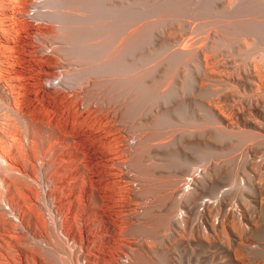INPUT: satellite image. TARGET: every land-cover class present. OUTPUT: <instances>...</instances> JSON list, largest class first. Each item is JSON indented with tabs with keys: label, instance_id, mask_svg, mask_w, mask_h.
Returning <instances> with one entry per match:
<instances>
[{
	"label": "rangeland",
	"instance_id": "obj_1",
	"mask_svg": "<svg viewBox=\"0 0 264 264\" xmlns=\"http://www.w3.org/2000/svg\"><path fill=\"white\" fill-rule=\"evenodd\" d=\"M31 1L0 0V264H77L62 220L78 234L104 210L111 220L89 223L103 235L93 264H120L124 251L131 264H204L205 252L264 264V247H249L264 243V0H100L102 12L43 0L40 18L26 14ZM129 3L140 14L121 11ZM84 45L102 47L77 54ZM57 58L76 66L63 74L76 90L40 82ZM104 155L135 170L140 189L100 164ZM191 168L205 192L223 194L208 210L215 233L198 214L191 225L196 193L176 192ZM42 177L72 194L69 207L43 199ZM185 211L189 223L171 234Z\"/></svg>",
	"mask_w": 264,
	"mask_h": 264
},
{
	"label": "bare ground",
	"instance_id": "obj_2",
	"mask_svg": "<svg viewBox=\"0 0 264 264\" xmlns=\"http://www.w3.org/2000/svg\"><path fill=\"white\" fill-rule=\"evenodd\" d=\"M155 1V0H154ZM167 1H169V0H167ZM167 1H165V2H167ZM172 1H174V2H176L175 0H172ZM171 0H170V2H172ZM178 1V0H177ZM179 1H181V0H179ZM44 2H45V0H44ZM82 2V1H81ZM125 2V1H124ZM136 2V1H135ZM141 2V1H140ZM139 2V3H140ZM143 2V1H142ZM184 2V1H183ZM84 5H86V6H90L91 8H93V7H95V8H93L94 10L96 9V10H98V11H100L101 9H103L104 7L102 6L103 4H100V3H102V2H100V0H84L83 2H82ZM104 3V2H103ZM138 3V2H137ZM233 3V2H232ZM43 4V5H42ZM166 4H168V3H166ZM181 4V3H180ZM234 4V3H233ZM241 4V3H240ZM123 5V4H122ZM136 5V4H135ZM134 5V3H129V4H127V5H124V6H122L121 8H122V10L121 11H123V10H125V12L127 13V11H129V12H132V11H134V12H136V13H139L140 11H138L137 9H136V7H138L139 8V6L140 5H142V3L141 4H137L138 6H135ZM93 6V7H92ZM241 6V5H240ZM44 7V3H43V0H32L31 1V3H30V6H28V8H27V13L26 14H28L29 16H32V15H38L37 17H39L40 18V14H42V11L40 12V10H43L42 8ZM115 7V6H114ZM150 7V6H149ZM161 7V6H160ZM160 7H159V9H160ZM41 8V9H40ZM89 8V7H88ZM100 10H99V9ZM119 8V7H118ZM141 8H143V6H141ZM140 8V9H141ZM146 8V7H145ZM158 8V7H157ZM162 8V7H161ZM120 9V8H119ZM225 9V8H224ZM109 10V9H108ZM116 10V12L118 11L117 9H115ZM114 10V11H115ZM137 10V11H136ZM149 10H151V9H149ZM154 10V9H153ZM156 10V9H155ZM168 10V9H167ZM158 11V10H157ZM160 11V10H159ZM38 12H39V14H38ZM43 12H44V10H43ZM47 12V11H46ZM46 12H45V14H46ZM97 12V11H96ZM100 12H102V11H100ZM105 12H107L106 10H105ZM125 12H123V13H125ZM146 12V11H145ZM144 12V13H145ZM161 12V11H160ZM25 13V12H24ZM112 13H114V12H112ZM119 13V12H118ZM126 13L124 14V16L126 17ZM135 13V14H136ZM156 13V12H155ZM159 13V12H158ZM116 14V13H115ZM120 14V13H119ZM140 14V13H139ZM223 14V13H222ZM42 15H44V14H42ZM41 15V18L43 17ZM123 15V14H122ZM264 15V14H263ZM27 16V15H26ZM28 16V17H29ZM144 16V15H143ZM34 17V16H33ZM136 17V16H135ZM35 18V17H34ZM33 18V20H35ZM44 18V17H43ZM67 18H69L68 16H67ZM142 18V17H141ZM71 19V18H70ZM30 20V19H29ZM32 21V20H31ZM39 21H41V20H39ZM36 22H38L37 20H36ZM40 23V22H39ZM46 23V22H45ZM126 26V25H125ZM84 27V26H83ZM89 27V26H88ZM113 27V26H112ZM92 29H94V28H92ZM91 29V30H92ZM90 30V31H91ZM101 30V29H100ZM82 31V30H81ZM86 31V30H85ZM84 31V32H85ZM89 31V30H88ZM87 31V35H86V37H85V35H84V41H85V39H87L88 37L87 36H89V34H91L92 35V33L94 32H96L97 30H94V31H92L91 33L90 32H88ZM99 31V30H98ZM97 31V32H98ZM80 32V31H79ZM79 32H78V34H79ZM93 33V34H94ZM77 34V35H78ZM84 34V33H83ZM97 34V33H96ZM99 34V33H98ZM97 34V35H98ZM262 34V33H261ZM41 36H45V34L44 33H41L40 34ZM71 35V34H70ZM90 35V36H91ZM48 36V35H47ZM82 36V35H81ZM80 36V37H81ZM89 36V37H90ZM100 36V35H99ZM93 37V36H92ZM98 37V36H97ZM78 39V38H77ZM82 39V38H81ZM98 39H100V38H98ZM44 38H42L41 37V39H40V41H42V42H44ZM82 40V41H83ZM124 40V39H123ZM75 41V40H74ZM79 41H80V39H79ZM78 41V42H79ZM101 41V40H100ZM120 41V40H119ZM89 42V41H88ZM124 42V41H123ZM122 42V43H123ZM60 42L59 41H57L56 39H53V38H47V42L45 43L46 45V49H45V51H47V50H49V51H53L52 53H50V55H52V56H56V53H57V51H58V49H59V47H60V44H59ZM92 43V42H91ZM94 44V43H93ZM102 44V43H101ZM95 45H97V44H95ZM107 45V44H106ZM89 45H87V46H81V47H78V48H75V50H77V54L79 53L78 51H81V52H84L85 54L87 53V56L89 55V54H92V52L94 53V51L96 50L95 48H97V50H98V47L100 46V47H102L101 45H99V46H97V47H95L94 48V46H89ZM100 47H99V49H100ZM119 47H121V46H119ZM109 48V47H108ZM124 48V47H123ZM125 49V48H124ZM115 50V49H114ZM101 51V50H100ZM103 51V50H102ZM105 51H106V49H105ZM76 52V51H75ZM80 52V53H81ZM98 52V51H97ZM80 53H79V55H80ZM99 53H101V52H99ZM106 53V52H105ZM114 53V52H113ZM117 53V52H116ZM76 54V53H75ZM101 54H103V53H101ZM115 54V53H114ZM120 54V53H119ZM83 55V54H82ZM105 55V54H104ZM108 55V54H107ZM90 56V55H89ZM70 57V56H69ZM91 57H92V55H91ZM90 57V58H91ZM98 57V56H97ZM108 57V56H107ZM87 58V57H86ZM89 58V57H88ZM99 59V58H98ZM57 60H58V64L55 66L56 68L54 69V70H52V71H46V72H42V73H40V74H38V77H39V79H40V82L42 83V81L44 82V84H45V87H46V89L48 90V92L50 91H52V90H54L55 89V92H56V90H57V88L58 87H62V89L61 90H63L64 88H73V89H77L78 87H79V85L76 87L74 84L73 85H69V84H67L66 83V78H65V81L63 80L64 78H63V76L65 75L66 77H68V80H69V78L71 79V77H74V76H72V74L73 75H75L74 74V72H76V66L74 65V67L75 68H73V72L71 71V73L70 72H68V68L72 65V63L71 62H69V59L68 60H66V58L64 59V58H57ZM92 60H94V59H92ZM92 60H91V62H92ZM97 60V59H96ZM102 60V59H101ZM126 60V59H125ZM135 65V64H134ZM118 66V65H117ZM137 66V65H136ZM119 67V66H118ZM130 67V66H129ZM110 68V67H109ZM119 68H121V66L119 67ZM68 69V70H67ZM71 69H72V67H71ZM130 69V68H129ZM132 70V69H131ZM130 70V71H131ZM67 71V73H70V75L68 76L67 75V73H65ZM108 71H110V70H108ZM114 72V71H113ZM117 72V71H116ZM129 72V71H128ZM124 73H126V72H124ZM64 74V75H63ZM115 74V73H114ZM71 76V77H70ZM68 82V81H67ZM70 83H73L72 81L70 82ZM40 85V84H39ZM42 86V85H41ZM44 86V85H43ZM42 86V87H43ZM73 86V87H72ZM44 87V88H45ZM41 88V87H40ZM80 89V88H79ZM39 90V89H38ZM65 91H67V90H65ZM69 91V90H68ZM79 91V90H78ZM44 92H46V91H44ZM80 92V91H79ZM52 93V92H51ZM50 93V94H51ZM67 94V93H66ZM76 97V96H75ZM57 98H59V97H57ZM54 105V104H53ZM62 105V104H61ZM74 105V104H73ZM94 105V104H93ZM97 105V104H96ZM58 107V106H57ZM53 110V109H52ZM80 125V124H79ZM82 125H84V123L82 124ZM81 125V126H82ZM93 126V125H92ZM82 131H80V133H81ZM82 133H84V132H82ZM82 135V134H81ZM80 137V136H79ZM130 139V138H129ZM132 139H135V138H132ZM78 140V139H77ZM131 140V139H130ZM137 140V139H136ZM129 141V140H128ZM131 142V141H130ZM137 142V141H136ZM133 143V142H132ZM135 144V143H134ZM134 144H132V145H134ZM137 144V143H136ZM131 145V144H130ZM70 146V145H69ZM74 146V145H73ZM136 146V145H135ZM126 147H128V146H126ZM134 147V146H133ZM72 151V150H71ZM116 158H117V156L116 155H114ZM119 159V158H118ZM117 159V160H118ZM120 160V159H119ZM118 160V161H119ZM100 161H102V159L100 160ZM118 161H116L115 160V158L114 157H112L111 155H104V157H103V162H101L100 164H104L105 165V167L108 169V171L111 173V174H113V175H115L116 176V178L118 179V180H120V181H122V180H124V181H127L128 183L130 182V184L132 185H134L135 187H136V189L135 190H138V189H140V182H139V180H138V176H137V173H136V171L135 170H133L131 167H129V166H126L125 164V166L122 164V165H119L118 164ZM120 162V161H119ZM43 163V162H42ZM123 163V162H122ZM117 165H119V167L122 169L121 170V174H115L117 171H115L113 168L115 167V166H117ZM45 167H46V165H45ZM104 167V168H105ZM181 167H183V166H181ZM179 168V167H178ZM71 169V168H70ZM180 169V168H179ZM104 170H106V169H104ZM103 170V171H104ZM102 171V170H101ZM193 171L194 170H192V168H191V170L190 171H188L184 176H183V178L181 179V182L179 183V186H178V190L176 191L177 192V194L179 193V195L180 196H182V195H184L186 192L188 193V192H192L193 194H195L196 193V197H195V199H193V203H195L196 204V207H197V209H198V211H195V214H194V217L191 219V220H193V222L191 223V225L192 224H194L197 220L196 219H194L195 218V216L198 214V215H200L201 216V218L203 219V220H207L208 221V225H209V233L211 234V233H215V231H216V229H215V226L213 225V222H212V216H211V214L208 212V210H209V208H211V207H213V206H215L217 203L219 204L220 203V197H222L221 196V194L220 193H216L215 191H210V192H205L204 191V186H200L201 184H200V182L198 181V180H195V181H193V179H192V176H193ZM42 172V171H41ZM40 172V173H41ZM195 172V171H194ZM100 173V172H99ZM201 178H202V176H201ZM42 179L44 180V181H42L43 183H47L48 181H47V179L46 178H43L42 177ZM53 180V179H52ZM51 180V181H52ZM190 180V181H189ZM186 181H188L187 183H188V185L190 186V191H187V187H186V189L184 188L187 184H185V182ZM50 182V181H49ZM109 182V181H108ZM126 182V183H127ZM227 183V182H226ZM47 184H51V185H48L49 187H48V189H46V195H47V199L48 198H53L54 200H55V204L53 205L54 206V208H56V209H60V208H67L66 206H68V205H70L71 204V202H73V198L71 197L72 196V194H71V196L69 195V193L67 192H65L63 189H59V188H57V187H59V186H57L56 185V188H55V184H53V182H50V183H47ZM231 184H232V182H231ZM234 184V183H233ZM183 185H185V186H183ZM224 185H225V183H224ZM133 186V187H134ZM228 186V188H230V189H232L231 187L233 186V185H227ZM134 187V188H135ZM223 187H225V186H223ZM240 187V186H239ZM55 188V189H54ZM133 188V189H134ZM222 188V187H221ZM61 190V192H62V194L60 195V196H57V195H55V193H54V190ZM225 189H227V188H225ZM240 189V188H239ZM228 191H229V189H228ZM56 192V191H55ZM219 192V191H218ZM60 193V192H59ZM223 193H225V192H223ZM227 193V192H226ZM220 194V195H219ZM223 195V194H222ZM52 199V200H53ZM222 201H224V200H222ZM230 203V202H229ZM229 203H228V205H225L224 204V206H226V207H228L229 206ZM44 204V203H43ZM232 204V203H231ZM222 206H223V203L221 204ZM220 206V205H219ZM44 207H46L47 209H48V206H47V203H45L44 204ZM69 207V206H68ZM221 207V206H220ZM13 208V207H12ZM50 208V207H49ZM215 208V207H214ZM2 209V208H1ZM4 209V208H3ZM11 208H9V210H10ZM207 209V210H206ZM50 211V210H49ZM105 211V210H104ZM103 211V212H104ZM179 211V210H178ZM190 211V210H189ZM219 211V210H218ZM5 212V211H4ZM11 212V211H10ZM50 212H52V211H50ZM100 213L99 214V216L97 217L96 215L95 216H93V217H86V216H84V218H83V220H82V222H81V227H80V230H79V233L78 234H76L75 233V231H70L68 228H66L67 227V223H68V218H67V220L66 221H64V220H62V224L60 225L61 227H63L61 230H63L64 228L65 229H67V232H66V234L65 233H61L62 235L63 234H65V235H63V236H70V238L71 239H73L74 240V244H79L80 246H81V250L80 251H78L76 248V245H74L73 246V250H72V255L74 256H76L77 258H79L80 260H82L84 263L83 264H93V262H95L96 260H94L93 262H91V259H90V257H89V255H90V253H91V249L94 247V244H93V242H94V240L97 238H99V239H102L103 238V235L101 234V233H99V232H97V231H94L93 230V228L92 227H90L89 226V223H91V222H94V219L96 220L95 222H99V223H101V222H103V221H109V220H111L110 219V216L109 215H107L106 213ZM16 213H17V211H16ZM49 213V212H48ZM57 213V212H56ZM110 213V212H109ZM178 213V212H177ZM13 214H15L14 212H13ZM49 214H54V213H49ZM10 215V214H9ZM55 215V214H54ZM175 215H178V214H175ZM49 216H52L53 217V215H49ZM187 216H188V214H187V211H185V215L183 216V219H178V217H174V218H172V222H171V234H177L178 232H179V230L180 229H182V225H184L186 222H188V221H186V220H184L185 218H187ZM11 217V216H10ZM65 217V216H64ZM69 217V216H68ZM179 217H181V216H179ZM50 218V217H49ZM62 218V217H61ZM13 219V218H12ZM57 219H58V217H57ZM56 219V220H57ZM112 219H113V217H112ZM201 219V220H202ZM14 221L16 220V218H14L13 219ZM52 220V219H51ZM196 220V221H195ZM252 220V219H251ZM250 220V223L253 225V222ZM17 221V220H16ZM53 221V220H52ZM60 221V220H59ZM181 221H182V223H181ZM200 221V220H199ZM19 222V221H18ZM21 222V221H20ZM54 222V221H53ZM52 222V223H53ZM202 222V221H201ZM189 223V222H188ZM18 224V223H17ZM20 224V223H19ZM54 224V223H53ZM58 224V223H57ZM187 224V223H186ZM185 224V225H186ZM16 225V224H15ZM21 225V224H20ZM52 225V224H51ZM56 225V224H55ZM20 227V226H19ZM23 227V226H22ZM192 227H193V225H192ZM21 228V227H20ZM54 228V227H53ZM55 230H56V228H54ZM22 230H24V229H22ZM21 230V231H22ZM59 231V229L57 230V232ZM53 232H55V231H53ZM56 232V233H57ZM93 232H95V234H93ZM43 233V232H42ZM55 233V234H56ZM59 233V232H58ZM57 233V234H58ZM55 235V236H58V235ZM60 234V235H61ZM46 235V234H45ZM44 234H39V236H37V238H35V242L36 241H38V242H42V241H44L45 240V236ZM59 235V236H60ZM60 237H62V236H60ZM11 238V237H10ZM57 239H58V237H56ZM47 240V239H46ZM49 240V239H48ZM47 240V241H48ZM59 240H60V238H59ZM60 241H62V240H60ZM60 241H57L58 243L60 242ZM45 242V241H44ZM37 243V242H36ZM46 243V242H45ZM50 243V242H49ZM61 243V242H60ZM63 244V243H62ZM66 244V243H65ZM43 245H44V243H43ZM46 245V244H45ZM44 245V246H45ZM50 245V244H49ZM64 245V244H63ZM43 246V247H44ZM48 246V245H47ZM65 246V245H64ZM70 246V245H69ZM69 246H66V248L67 247H69ZM169 246H170V241H169ZM168 246V247H169ZM249 247L251 248V250L252 249H255L256 250V248H263L264 247V243H262L260 240H258V239H255V238H251V241H250V243H249ZM48 248V247H47ZM51 247H49V249H50ZM68 249V248H67ZM211 251V250H210ZM27 252V251H26ZM96 252L97 253H101V249H99V250H96ZM42 255V254H41ZM40 256V255H39ZM43 257V256H42ZM203 257H204V259L202 260V262H204V264H231V260L230 259H226L221 253L220 254H216V255H214V257H210V258H213L212 259V261L211 262H208L207 260H208V258H209V256L207 255V252H205L204 253V255H203ZM130 259V255H129V252H127V251H124V252H122V257L120 258V261H121V263L120 264H131V261L129 260ZM130 261V262H129ZM43 263V262H42Z\"/></svg>",
	"mask_w": 264,
	"mask_h": 264
},
{
	"label": "built area",
	"instance_id": "obj_3",
	"mask_svg": "<svg viewBox=\"0 0 264 264\" xmlns=\"http://www.w3.org/2000/svg\"><path fill=\"white\" fill-rule=\"evenodd\" d=\"M48 185H51V184H46L45 185V191H44V197H43V199L46 201L47 200V195H46V189H48ZM61 189H63V188H61ZM64 190V189H63ZM63 227H61L60 226V229H62ZM63 238L65 239V241L69 244L70 243V241H72V246H70V247H67L68 249H69V253H70V256L73 258V260L74 259H76V262H77V264H83L84 262L82 261V260H80L79 258H77L75 255L73 256L72 255V250H73V246L74 245H76V249L78 250V251H80L81 250V246L79 245V244H74V240L73 239H71L70 238V236H63ZM63 242V241H62ZM64 243V242H63ZM65 244V243H64Z\"/></svg>",
	"mask_w": 264,
	"mask_h": 264
}]
</instances>
